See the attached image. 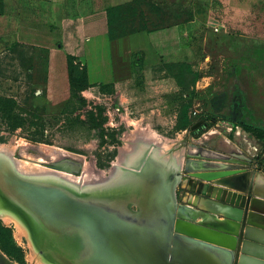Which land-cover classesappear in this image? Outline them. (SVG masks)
<instances>
[{
	"label": "rangeland",
	"instance_id": "obj_1",
	"mask_svg": "<svg viewBox=\"0 0 264 264\" xmlns=\"http://www.w3.org/2000/svg\"><path fill=\"white\" fill-rule=\"evenodd\" d=\"M137 9L127 8L124 17L139 15ZM205 9L206 0H200L193 64L147 58L143 50L121 41L113 52L120 81L83 90L75 84L68 97L65 77L59 76L53 91L32 86L30 75L5 56L0 65V150L17 162L88 187L113 182L121 166L151 152L177 169V203L188 201L199 209V200L225 202L216 196L227 190L247 195L259 185L263 194L264 134L259 136L258 128L264 129V9L248 13L249 22L257 13L260 18L247 27L228 23L225 15L235 12L232 7L216 9L219 19L204 26ZM120 11L112 20L118 37L141 26L140 20L126 23ZM74 75L80 76L79 66ZM5 96L16 100L12 115L21 119L6 118ZM191 148L207 152L195 155ZM189 160L201 166L192 167ZM228 177L237 184L226 182ZM30 243L15 220L0 217L5 264H36Z\"/></svg>",
	"mask_w": 264,
	"mask_h": 264
},
{
	"label": "water",
	"instance_id": "obj_2",
	"mask_svg": "<svg viewBox=\"0 0 264 264\" xmlns=\"http://www.w3.org/2000/svg\"><path fill=\"white\" fill-rule=\"evenodd\" d=\"M136 161L117 182L79 190L22 175L0 154V208L53 264H264V196L223 191L225 202L207 200L233 214L218 215L177 203L175 175L151 152Z\"/></svg>",
	"mask_w": 264,
	"mask_h": 264
},
{
	"label": "crops",
	"instance_id": "obj_3",
	"mask_svg": "<svg viewBox=\"0 0 264 264\" xmlns=\"http://www.w3.org/2000/svg\"><path fill=\"white\" fill-rule=\"evenodd\" d=\"M199 2L142 0L141 9L136 0H0V65L5 56L12 57L15 68L30 75L32 86L43 85L52 91L58 88L59 76L65 77L68 97L67 54L86 67L88 87L120 81L115 76L113 52L121 41L128 48L143 50L147 58L193 64L198 55ZM130 5H136L135 12L140 14L125 18L128 12L124 10L123 20H140L141 26L111 38L109 18L115 17L114 10ZM230 7L235 12L225 15L228 23L254 26L259 13L253 22L248 13L255 8L261 12L264 0H206L204 26L219 19L214 17L216 9ZM155 20L164 22L153 26Z\"/></svg>",
	"mask_w": 264,
	"mask_h": 264
},
{
	"label": "bare ground",
	"instance_id": "obj_4",
	"mask_svg": "<svg viewBox=\"0 0 264 264\" xmlns=\"http://www.w3.org/2000/svg\"><path fill=\"white\" fill-rule=\"evenodd\" d=\"M207 150V149H206ZM191 152V154H201V155H205V152H207V151H205V152H203V151H199V150H197V148L195 149V148H191V150H190ZM157 153V152H156ZM0 154L1 155H3V156H5V157H7L5 154H4V152L2 151V150H0ZM152 154V156L154 157V158H156L158 161H160L162 164H163V166L165 167V168H167V170H169L170 172L172 171L173 172V174L175 175V173H176V169H175V166H173V164H171L170 162H168V160L166 159V158H164L162 155V157L164 158V159H159V158H157L156 156H155V154L154 153H151ZM207 154V153H206ZM212 154V153H211ZM211 154H209V152H208V155H210L211 156ZM200 157V156H199ZM209 157V156H208ZM8 158V157H7ZM207 158V157H206ZM10 161H11V163H12V165L14 166V168H15V170L18 172V173H20V174H22V175H25V176H28V177H32V178H50V179H56V180H60V181H63V182H66L67 184H70L71 186H73V187H75V188H77V189H79V190H84V189H90V188H92V187H88L87 185H82V184H80L79 183V181L78 180H74V179H70V178H68V177H66V176H64V175H61V174H57V173H48V172H45V171H42V170H40V169H37L36 168V166L34 165V166H31L30 164H27V163H25V162H17V161H15V160H13V159H11V158H8ZM169 159V158H168ZM173 160V159H172ZM174 163V162H173ZM203 164V163H202ZM188 165H190V166H194V167H197V169H198V167H200L201 166V163L199 164V162L198 163H196L194 160H189V162H188ZM208 166V165H207ZM212 166V165H211ZM41 167V166H40ZM177 167V166H176ZM210 167V166H209ZM202 168V167H201ZM201 168H200V170H201ZM203 168H208V167H206V166H203ZM195 169V168H194ZM123 175H121V176H117V178H115L114 180H113V182H117L118 180H120L121 179V177H122ZM175 179H176V182H177V180H178V176H177V173H176V176H175ZM235 179H232V178H229V180H226L227 182H229L230 184L231 183H235V184H237V181L235 180ZM234 184V185H235ZM232 185V184H231ZM259 186V185H258ZM257 186V187H258ZM257 187H256V191H255V194L257 193V195H259V196H264V193L262 194V193H260V192H258V190L259 189H257ZM261 188V187H260ZM263 190H264V187H263ZM225 198L226 199H228V200H230L231 198H232V195H227V196H225ZM193 201V200H192ZM197 204H199L200 205V207H202V208H204V209H208V210H211V211H213V212H215V213H219V214H233V209H231V208H227L226 206H224V205H221V204H219V203H217V202H214V201H211V200H199L198 201V203ZM235 213V212H234ZM0 217L1 218H3L5 221H11V220H15L19 225H20V228H21V230L23 231V232H25L27 235H28V232H27V230H26V228H25V226L20 222V220L13 214V213H11V212H9L8 210H3V209H1L0 208ZM203 219H209V220H213V218L210 216V215H208V214H205V216L203 217ZM215 219V218H214ZM28 238H29V236H28ZM29 240H30V238H29ZM31 242V241H30ZM30 245H31V249H32V253L34 254V256H36L35 258H37V261H35L36 262V264H53V263H51V262H49V261H46V260H43V258L35 251V249H34V247L32 246V244L30 243Z\"/></svg>",
	"mask_w": 264,
	"mask_h": 264
},
{
	"label": "trees",
	"instance_id": "obj_5",
	"mask_svg": "<svg viewBox=\"0 0 264 264\" xmlns=\"http://www.w3.org/2000/svg\"><path fill=\"white\" fill-rule=\"evenodd\" d=\"M136 1H137V3H139L138 6H140V2L142 0H136ZM134 6H136V5H130V6L125 7V9H120L121 10L120 15L122 16V19H123L122 13L124 12V10H127V8H129V7L134 8ZM134 12H135V10H134ZM114 14H115V17H114ZM118 16H119V9L114 10V12H113L114 18L113 19L109 18V21H108L109 22V34H110L111 38L115 37L113 35L112 20H115V18ZM158 25H160V23L159 24L154 23L153 26H158ZM78 66L80 68V76L75 77L74 71H75V68H77ZM67 68H68V80H69V85H70V91H71V88L75 84L78 85L77 90H83L84 88H86V86H89V82L87 80L86 67L83 64H81L79 60H77L76 56L71 55V54H67ZM2 99L4 100V102L6 104L5 105L6 108L4 109L5 114H6V118L13 119V120H15L16 118H19L15 115H12V108L15 105L16 100L13 97H9V96H5ZM19 119H21V118H19ZM90 120L94 125H99V123L96 121V119L93 116L90 117ZM15 125H19V124H15ZM258 129L260 132L258 135L262 136V134H264V129H261V128H258ZM109 155L111 157L113 155V153H110Z\"/></svg>",
	"mask_w": 264,
	"mask_h": 264
},
{
	"label": "flooded vegetation",
	"instance_id": "obj_6",
	"mask_svg": "<svg viewBox=\"0 0 264 264\" xmlns=\"http://www.w3.org/2000/svg\"><path fill=\"white\" fill-rule=\"evenodd\" d=\"M175 176H176V173H175ZM0 264H5V263H4V260L2 259L1 256H0Z\"/></svg>",
	"mask_w": 264,
	"mask_h": 264
},
{
	"label": "built area",
	"instance_id": "obj_7",
	"mask_svg": "<svg viewBox=\"0 0 264 264\" xmlns=\"http://www.w3.org/2000/svg\"><path fill=\"white\" fill-rule=\"evenodd\" d=\"M214 30H215V31L217 30V26H214Z\"/></svg>",
	"mask_w": 264,
	"mask_h": 264
}]
</instances>
